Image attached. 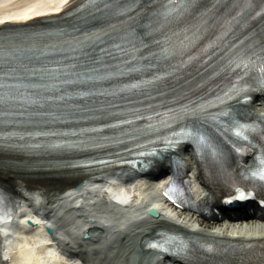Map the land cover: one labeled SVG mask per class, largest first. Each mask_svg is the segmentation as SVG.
<instances>
[{"label": "bare ground", "instance_id": "obj_1", "mask_svg": "<svg viewBox=\"0 0 264 264\" xmlns=\"http://www.w3.org/2000/svg\"><path fill=\"white\" fill-rule=\"evenodd\" d=\"M0 0V19L5 20V19H10L14 17H20L16 16L11 11L7 8L10 7L11 10L16 11L18 14L22 13V15L28 16L29 10L33 9L36 10L40 6H46L51 4V1H56L57 6L54 7L53 11H57L61 5L66 4L68 0ZM78 0H73L70 1L69 7L75 4ZM65 2V3H64ZM64 3V4H63ZM12 6H11V5ZM10 5V6H8ZM52 8L50 5L45 7L44 9L41 10H36L35 13H42L44 11L49 10ZM53 9V8H52ZM4 13V15L2 14ZM261 106H259V105ZM262 105L264 103H257V108L258 112L262 113L264 111V108H262ZM129 171L128 169H124L123 173L118 174L116 173L113 176H108L105 173H95L92 174L94 177L91 179L89 175L86 176V183L84 184V189L82 191H64V193L68 192L65 194L62 198L61 197H54L52 198H47L43 197L39 193H34V192H29L25 191L24 185L20 184V192L24 195L25 197V204H41L45 206V204H48L49 209L50 206L56 201V198H61L60 201L63 203V206L67 207V210L69 213H72V215L64 216L61 215V218L66 217L65 219L60 221V223L55 222V224L58 227H61L62 229L64 227L69 228H75V231H72L73 235L76 234L80 229H83L84 227H91V233H94L93 228L95 227L94 224L97 222H101L100 218L104 220H110L111 223L108 224L109 227H111L107 233H110L111 237L110 239L114 242L115 240H118L117 242L120 243V248L119 251L122 250L120 257L115 260L114 264L119 261L120 264H124V261L121 260V257L123 259L127 257L126 252L127 248L124 243L128 242L131 243L128 238L131 236V232H134V228L129 230V232L126 234V230L128 229L129 223L127 222L130 220V216L128 215V212H123V213H118V212H113V213H106L105 206L101 205L105 197L104 195L106 192H103L105 189L108 190H119L121 188V192L117 194V196L121 199H125L129 197L127 190V186L125 183H119V181H122L124 178L128 177ZM96 180L94 181V179ZM130 178V176L128 177ZM130 180V179H129ZM94 181V182H93ZM95 182H98L97 185H92ZM143 184V179L139 178L135 181H131L130 185L133 188H141ZM136 186V187H135ZM76 193H78L76 195ZM105 193V194H104ZM61 193H58L57 195H60ZM62 194V195H63ZM138 194H141V191H138ZM107 195V194H106ZM123 197V198H122ZM73 199H77L79 201H84L85 204L79 208V209H70L71 204ZM95 202V203H94ZM94 204V205H93ZM46 208V207H44ZM66 214V213H65ZM68 214V213H67ZM158 222L155 225H152L148 228V231H151L152 229H156L157 227H164V226H175V227H181L183 228L184 226L182 225L183 221L189 220V222L193 223L195 222L194 218H189L187 219L186 217L180 219H175L173 218L170 214L166 212H161V216L157 218ZM34 220L38 221L40 223V230L37 232H32L31 235L28 236H23L19 232L14 231L15 236L14 237H7L6 242H7V249L8 251L15 255L25 257L26 255L30 254V259H29V264H62L61 260L62 257L59 255L60 252L58 248L56 247V243L51 240V237L48 236L46 231H44V221L47 222V219L42 220L40 216H34ZM103 220V221H104ZM229 222L226 221H214L212 224L216 226L217 224L219 226H216V230L220 231L222 234L226 235H236L239 237H246V238H254V237H264V219L260 218V221L254 220L253 217H241V216H236L234 220L229 219ZM147 224H150V222H147ZM106 223L103 227H106ZM210 225V224H209ZM5 234L8 232L13 231L8 227V225H5L3 228ZM65 228L63 229L64 233ZM146 232V233H147ZM63 233H58V235H63ZM79 234V233H78ZM100 235V234H98ZM72 236V235H71ZM109 239V240H110ZM58 242H61V239L58 240ZM82 244H79L77 247H82ZM68 247V246H67ZM143 247V246H142ZM69 248H72L69 244ZM114 252V251H111ZM142 252H140V248H134L133 253L131 256L125 261V264H145V259L143 261L140 260L139 262V255ZM152 255H157V253L150 252ZM150 255L147 257L149 259ZM68 261V260H67ZM112 261V258H111ZM167 260H163L161 258H158L154 264H167ZM89 264H93V262H90Z\"/></svg>", "mask_w": 264, "mask_h": 264}, {"label": "snow or ice", "instance_id": "obj_2", "mask_svg": "<svg viewBox=\"0 0 264 264\" xmlns=\"http://www.w3.org/2000/svg\"><path fill=\"white\" fill-rule=\"evenodd\" d=\"M156 247H159L158 245Z\"/></svg>", "mask_w": 264, "mask_h": 264}, {"label": "water", "instance_id": "obj_3", "mask_svg": "<svg viewBox=\"0 0 264 264\" xmlns=\"http://www.w3.org/2000/svg\"><path fill=\"white\" fill-rule=\"evenodd\" d=\"M154 213L156 214V212L154 211Z\"/></svg>", "mask_w": 264, "mask_h": 264}]
</instances>
